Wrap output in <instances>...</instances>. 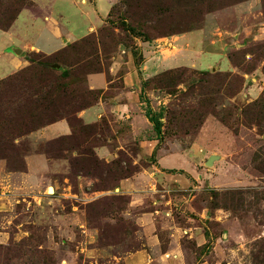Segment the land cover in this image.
<instances>
[{"label":"rangeland","instance_id":"obj_1","mask_svg":"<svg viewBox=\"0 0 264 264\" xmlns=\"http://www.w3.org/2000/svg\"><path fill=\"white\" fill-rule=\"evenodd\" d=\"M0 30V160L15 173L6 190L14 200L0 209L8 235L0 264H120L119 255L141 246L131 213L150 197L131 207L118 187L159 168L157 157L140 158L128 124L84 126L73 117L98 95L88 90L93 73L115 78L106 94L127 76L142 113L160 119L158 137L140 138L154 136L171 154L154 190L179 198L174 219L202 224L208 240L199 248L183 237L184 247L207 264H264V0H0ZM56 40L60 48L40 50ZM10 50L27 59L15 72ZM43 80L60 84L49 106L71 117V136L31 135L42 120L27 122V110L50 97ZM117 136L128 147L99 158L95 148L118 144ZM45 152L65 165L51 166L38 187L16 176L27 172V155ZM210 155L218 158L206 165ZM187 175L193 185L178 187ZM141 180L152 181L148 173Z\"/></svg>","mask_w":264,"mask_h":264},{"label":"crops","instance_id":"obj_2","mask_svg":"<svg viewBox=\"0 0 264 264\" xmlns=\"http://www.w3.org/2000/svg\"><path fill=\"white\" fill-rule=\"evenodd\" d=\"M0 32L4 31L0 30ZM58 48H60L58 40L51 47L40 44V50L46 53H51ZM8 60L12 66V72L25 66L27 61L25 57L18 56L13 51H11V54H8ZM114 80L115 78L113 76L110 80H107L102 73H93L87 77L90 89H110L112 88L111 83ZM122 81L123 87H120L118 91L107 94L105 91H102L97 102L77 113L78 119L83 124L107 121L109 125L117 128L126 127L128 124L129 133L133 137V144L140 150V158L141 156L145 158L151 157L153 152L157 157V165L159 168L155 171H151L150 173L141 171L133 177L123 179L119 182L118 190L128 192L131 195V207L138 206L142 203L143 198L148 196L151 201L148 203L147 208L139 212L131 213L134 223L139 227V231L143 237L141 246L125 255H119L117 259L120 261V264H189L191 262V264H207L203 256L198 257L196 252H192V250L188 251L183 245V240H181L183 237H186L193 239L195 247L200 248L204 246L208 240L203 232L202 224L191 223L185 226L180 225L172 215L173 205H177L176 201L179 198L158 195L155 192L156 190H154L153 180L155 179L153 176L156 178L157 176H163L162 174L165 169H171L173 167V165L170 166L168 163H165L167 157L171 158V154L168 156L166 150L158 146L160 142L154 136L149 140L140 139L141 137L144 138L145 135L153 133L152 124L137 104L139 102L140 90L137 92L138 89H126L129 86L127 76L123 77ZM72 131V126L68 120L60 119L41 127L32 132L31 135L44 141L62 135H69ZM117 132L120 135L122 134L121 130ZM122 138L124 139L122 136L116 137L118 142L116 145L110 146L107 145L109 143H106L96 147L94 150L95 154L105 161L113 159L116 156V150L128 147V144L122 143ZM108 141L110 142V140ZM111 147L113 150L110 149ZM64 159L49 160L43 153H31L24 158L27 164V172L16 173V176L19 175V178L24 181L27 179V182L34 180L35 182L33 184L36 183L35 186L38 187L40 185V177L45 176L46 172L53 165L64 166ZM54 162L56 163L53 164ZM3 165L4 161L0 160V173L5 174L3 180L7 183V188L0 190V209H8L14 197L8 191L6 192V190H9L8 187L10 185L12 186L13 182L11 178L15 177V173L6 172ZM153 167L155 168V165ZM145 173H148L152 181H148L150 184L141 187L143 184L141 177H144ZM41 183L43 184V182ZM193 183L194 181L191 179V176L187 175L178 187L182 189L189 188ZM28 184L26 189L30 191L32 188ZM24 187L26 186L24 185ZM27 190H23V193L25 192L27 194ZM179 206L181 207L183 204ZM187 218L188 220H194L191 217ZM7 237V233L0 231V240H6Z\"/></svg>","mask_w":264,"mask_h":264},{"label":"trees","instance_id":"obj_3","mask_svg":"<svg viewBox=\"0 0 264 264\" xmlns=\"http://www.w3.org/2000/svg\"><path fill=\"white\" fill-rule=\"evenodd\" d=\"M52 69H56V68H52ZM68 75H70V71H62L61 72V77H63V78L67 77ZM86 81H87V78H86ZM53 85H55V87ZM59 85L60 84L58 82H56V81H55V84H53V82H49L47 80H43V85L42 86L45 89V95H47V93H50V97L45 100L44 104L41 105V107L31 110L30 113L27 110V122H28V120L35 121L37 119H41L43 123L39 122L37 124L38 126L36 128L31 129L29 131L34 132V131L40 129L41 127H44V126H46V125H48V124H50L52 122H55L57 120H60V119L68 120V122L70 123L72 128H74V124H73V121L70 120L71 119L70 116H68V115H59L55 110H52V107L49 106L50 103L53 104V99H54L53 96L57 95V92H58L57 88L59 87ZM88 90L89 91H93V90L98 91V95H97L95 101L92 103V104H94L95 102H97L100 94L102 93V91H101L102 89H90V88H88ZM95 91H93V92H95ZM51 97H53V99H51ZM89 106H87V107H89ZM87 107H85V108H87ZM85 108H82V109H85ZM79 111H77V112H79ZM69 115H71V114H69ZM73 115H74L73 117L78 119L77 113H74ZM145 116L152 123L153 131L155 132L156 136L158 137V135L161 134V121H160V119L158 117L153 118L149 111L145 112ZM80 122H81V120H80ZM81 124L84 125V126L85 125H89V124H83L82 122H81ZM69 136H71V135H69ZM69 136H67V137H69ZM62 137H66V136H61L59 138H62ZM59 138H57V139H59ZM45 153L47 154L48 158L51 159V160L58 159L57 156H56V158H53L54 156L52 157V156H49V154L47 152H45ZM168 171L169 172H174L176 170L172 169V170H168Z\"/></svg>","mask_w":264,"mask_h":264},{"label":"water","instance_id":"obj_4","mask_svg":"<svg viewBox=\"0 0 264 264\" xmlns=\"http://www.w3.org/2000/svg\"><path fill=\"white\" fill-rule=\"evenodd\" d=\"M18 51H19V50H17V52H18ZM54 66H55V67H58L57 64H55ZM217 158H218V156H216V155H210L209 158H208L207 161H206V165H211L212 162H213L214 160H216Z\"/></svg>","mask_w":264,"mask_h":264},{"label":"bare ground","instance_id":"obj_5","mask_svg":"<svg viewBox=\"0 0 264 264\" xmlns=\"http://www.w3.org/2000/svg\"><path fill=\"white\" fill-rule=\"evenodd\" d=\"M50 192H52V188H50Z\"/></svg>","mask_w":264,"mask_h":264}]
</instances>
